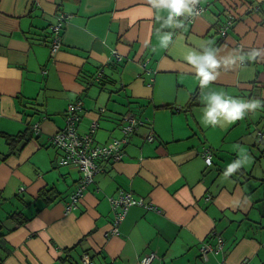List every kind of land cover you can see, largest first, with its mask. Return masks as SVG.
I'll return each mask as SVG.
<instances>
[{
  "label": "crops",
  "instance_id": "1",
  "mask_svg": "<svg viewBox=\"0 0 264 264\" xmlns=\"http://www.w3.org/2000/svg\"><path fill=\"white\" fill-rule=\"evenodd\" d=\"M199 1L207 11L194 22L185 13L169 24L158 0H0V264H83L86 254L93 264H140L149 253L151 264H264V11L247 6L253 0ZM234 2L244 17L222 38L221 13ZM64 13L52 53L51 27ZM207 51L221 67L202 88L185 57ZM212 92L261 107L205 124ZM79 99L78 131L97 124L96 143L121 138L128 116L146 122L68 212L82 174L60 165L50 138ZM26 131L28 142L12 141ZM122 191L158 209L131 207L106 237ZM13 209L28 220L19 224ZM219 237L223 247L204 259L203 244L217 248Z\"/></svg>",
  "mask_w": 264,
  "mask_h": 264
},
{
  "label": "built area",
  "instance_id": "2",
  "mask_svg": "<svg viewBox=\"0 0 264 264\" xmlns=\"http://www.w3.org/2000/svg\"><path fill=\"white\" fill-rule=\"evenodd\" d=\"M207 11V7L203 6L199 0L193 5V13L187 17V20L194 22L195 19L203 15ZM71 18V15L61 14L58 21L52 25L53 40L51 43L52 53H57L63 45V28L66 21ZM230 23H226L220 30V36L225 38L228 34ZM119 60L121 56H117ZM242 62V61H241ZM99 74V75H98ZM98 78L103 76V72L98 73ZM83 103L78 101L69 105L66 111L67 126L64 130L57 132L51 136L50 142L61 154L60 165L76 167L81 171L82 177L78 184L75 193L70 197V202L67 203V211H73L78 207L79 202L85 195L88 186L94 182L96 174L103 172L102 163L109 161L117 163L122 161L125 155V145L129 142V134L134 131L136 127L145 125L146 121L142 120H128L122 126V137L113 139L110 143L99 144L96 143L94 135L96 133L97 124H93L86 134H78L77 123L81 118L83 112ZM38 130V126L35 127ZM157 139L155 135H149L147 140L153 142ZM204 155L206 160L210 158L212 164V154L210 150H205ZM111 203L115 210V217L111 226V230L106 233V237L115 235L119 232L120 223L128 214L131 206L137 202L131 195H126L120 192L117 198H112ZM224 245V239L219 237L217 239V248L213 246L204 245L200 251L204 259H207L208 253H213L221 249ZM83 264H93L91 257L86 254L83 256ZM157 258L156 253H149L145 255L140 264H151Z\"/></svg>",
  "mask_w": 264,
  "mask_h": 264
},
{
  "label": "clouds",
  "instance_id": "3",
  "mask_svg": "<svg viewBox=\"0 0 264 264\" xmlns=\"http://www.w3.org/2000/svg\"><path fill=\"white\" fill-rule=\"evenodd\" d=\"M158 2L169 10L167 23L171 24L174 17H180L185 13L191 15L193 13V5L197 0H158ZM177 24L178 26H182L179 21H177ZM167 38L166 35L165 40ZM258 55L259 52H256L247 58L255 60ZM185 59L194 67L202 88L216 79L215 70L221 67V60H218L213 52L207 51L202 56L193 52L187 55ZM229 63L235 64L236 61L234 59H223L224 65ZM206 105L203 109L202 123L206 122L205 124L216 125L221 119L229 123L242 120L247 112L255 111L261 107V102L256 100L242 101L226 96L222 92H212L206 98ZM206 163H211L210 158L206 160ZM239 167V165L231 166L229 173L235 172Z\"/></svg>",
  "mask_w": 264,
  "mask_h": 264
},
{
  "label": "trees",
  "instance_id": "4",
  "mask_svg": "<svg viewBox=\"0 0 264 264\" xmlns=\"http://www.w3.org/2000/svg\"><path fill=\"white\" fill-rule=\"evenodd\" d=\"M248 4H250V5H247V6L253 7L252 10H255V11L258 10L259 12H263L264 11V1L257 2V1H254L253 0V1L249 2ZM237 7H238V3L237 2H234L233 5H231L229 8H227V11L225 10V11H223V13H221L225 17L226 16V12H227L228 17H227L226 21L224 22V24L222 25V27L219 28L220 30L223 28L224 25H226L227 22L230 23V26H231L229 28V30L233 29L235 27L236 23L238 21H240L241 18L244 17L243 15H239L237 13V11H236L237 10ZM249 12H251V11H249ZM246 13H248V11ZM256 13H258V12H256ZM220 30H219V34H220ZM62 35H63V33H62ZM53 37H54V35H53L52 27H51V35H50V41H49L50 48H51V43H52ZM259 89H263V86L262 87L260 86ZM193 99L195 100V97ZM78 101H80V99L77 100L76 102H78ZM76 102H74V103H76ZM191 105H193V103H191ZM81 120H82V117L80 118L79 122L77 123V128L76 129H77L78 134H81L82 135V133H80L78 131V127H79V124H80ZM66 126H67V121H66V113H65V127ZM65 127L62 130H64ZM29 132L30 131H26L24 133H21V134H18L17 136L12 137V141L14 140V141H25V142H28V136H29L28 133ZM257 142L260 143L261 145L262 144L264 145V130L259 131L258 136H257ZM41 195L42 196H45L46 194H45L44 191H42ZM12 218L15 219L19 224H23L24 221L28 220V218L26 217V215L25 214H22L20 212H16L14 215H12Z\"/></svg>",
  "mask_w": 264,
  "mask_h": 264
},
{
  "label": "bare ground",
  "instance_id": "5",
  "mask_svg": "<svg viewBox=\"0 0 264 264\" xmlns=\"http://www.w3.org/2000/svg\"><path fill=\"white\" fill-rule=\"evenodd\" d=\"M121 60H123V58L121 59ZM120 60V61H121ZM125 117V116H124ZM135 120V121H138V120H140V117H138V116H136V115H134V116H128L127 118H125V120H124V123H126V122H128V120ZM139 128H140V126L139 127H136L135 129H134V131L133 132H131L130 134H129V140H130V137L132 136V135H134V134H136V132L139 130ZM148 138V137H147ZM148 141V140H147ZM149 142V141H148ZM124 194H126V195H131L132 196V198L137 202L135 205H133V206H131V207H134V206H139V207H143L144 209H146V210H157L158 208H157V206H155L153 203H150V202H148V201H146V199L145 198H143V197H136L132 192H129V191H122ZM130 207V208H131ZM126 217H127V215L124 217V219H123V221L120 223V225L126 220Z\"/></svg>",
  "mask_w": 264,
  "mask_h": 264
},
{
  "label": "rangeland",
  "instance_id": "6",
  "mask_svg": "<svg viewBox=\"0 0 264 264\" xmlns=\"http://www.w3.org/2000/svg\"><path fill=\"white\" fill-rule=\"evenodd\" d=\"M60 154H61V153H60ZM14 211H15V210L13 209L12 212H14ZM10 213H11V212H10ZM14 213H16V212H14ZM1 214H2V212H0V217H1Z\"/></svg>",
  "mask_w": 264,
  "mask_h": 264
}]
</instances>
